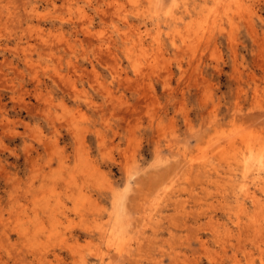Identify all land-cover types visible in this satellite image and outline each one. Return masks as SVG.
<instances>
[{
	"label": "rangeland",
	"instance_id": "obj_1",
	"mask_svg": "<svg viewBox=\"0 0 264 264\" xmlns=\"http://www.w3.org/2000/svg\"><path fill=\"white\" fill-rule=\"evenodd\" d=\"M26 1L0 0V264H264V186L247 179L260 199L253 206L242 171L219 158V146L241 147L246 132L264 138V0H178V15L185 1L192 11L182 34L172 26L171 39L163 24L162 46H147L136 64L99 46L115 24L126 28L117 3ZM128 1L118 3L141 23ZM203 6L222 12L208 21ZM190 18L202 23L197 30L185 28ZM37 31L54 51L42 49ZM116 225L122 236L129 225L122 255L102 236Z\"/></svg>",
	"mask_w": 264,
	"mask_h": 264
},
{
	"label": "bare ground",
	"instance_id": "obj_2",
	"mask_svg": "<svg viewBox=\"0 0 264 264\" xmlns=\"http://www.w3.org/2000/svg\"><path fill=\"white\" fill-rule=\"evenodd\" d=\"M24 1V0H23ZM52 1V5L54 6V7H57V2H58V0H51ZM107 1V0H106ZM109 1V2H108ZM107 2L109 3L108 4V6L109 5H112L113 6V4H115V3H117L116 4V6H114L113 8L115 9V11H116V14H114V16H119V18H121V20H123L124 21V25L126 26V28L124 27V26H122V24H115V32H116V35H112L111 37H112V39L111 40H108V39H105V36H98L99 37V46L101 47H99L100 49H102V47H104V46H108L107 48H108V52L110 53L109 55L110 56H113L112 58H114L115 56L117 57V56H119L120 54H119V50L121 51V53L124 55V57H126L128 60H129V62H132V63H138V61H136V60H138V58L136 59V57L138 56L139 57V53L140 52H144V51H146V50H148L147 48V46H154L155 45V43H157L158 45H159V47L160 46H162V44H163V41H162V37H161V30H162V26H163V24H165L168 28H169V32L167 33L170 37H171V39H172V26H174V32H176V34H182V28H181V24H182V22H186V20H184V18H185V13H192V11H191V9H190V5L188 6V4H187V2H189V0L186 2L185 1V8H184V11H183V15H178L177 14V12H176V10L177 9H179V7H178V3H179V1L178 0H174V2L172 3H169V4H167L170 0H168V1H166V0H146L147 1V3H145L146 5V8H142V7H140V4H141V0H129L131 3H133V5H132V7L134 8V10H132L133 11V13H135V15L142 21L141 23H139V24H136V22L134 23V22H131V20H130V14H128V12H125V10H124V12H123V10L121 9V8H123V5L122 6H120V4L118 3V0H108ZM128 1V2H129ZM173 1V0H172ZM182 1V0H181ZM198 1H200V0H198ZM214 1H216V5H224L225 6V3H226V1H227V3H228V1H230V0H214ZM232 2H233V0H231ZM28 2V4H29V1H26L25 0V3H27ZM124 4H125V2L124 1H122ZM204 2H206V1H204ZM22 3H24V2H22ZM24 3V4H25ZM44 3V2H43ZM80 3V2H79ZM181 3V2H180ZM179 3V4H180ZM192 3V2H191ZM194 3H196V2H194ZM200 3V2H199ZM227 3H226V5H227ZM230 3V2H229ZM228 3V4H229ZM122 4V3H121ZM130 4V3H129ZM183 4V3H182ZM231 4V3H230ZM238 3H236V5H237ZM131 5V4H130ZM143 5V4H142ZM203 5V4H202ZM204 5H205V3H204ZM94 6V5H93ZM125 6H126V4H125ZM196 6V5H195ZM199 6H201V5H199ZM228 6V5H227ZM230 6V5H229ZM231 6H234V5H231ZM239 6H240V4H239ZM22 7V6H21ZM28 7V6H27ZM32 7V6H31ZM79 7V6H78ZM111 7V6H110ZM206 7H208V6H206ZM206 7H204L203 6V8H204V10H203V12H204V16L206 17H210V16H212L211 18H215V15L217 14V11L219 10V8H218V10H216L215 8H217L218 6H216V7H214V9L216 10V11H211V10H209L208 12H206L205 11V9H207ZM213 7V6H212ZM57 8H59V6L57 7ZM74 8V7H73ZM100 8H101V6H100ZM99 8V9H100ZM183 8V7H182ZM191 8H192V6H191ZM197 8H199V7H197ZM211 8V7H210ZM209 8V9H210ZM225 8L226 7H224L223 9L225 10ZM227 8H230V7H227ZM227 8H226V11H227ZM232 8V7H231ZM21 9V8H20ZM23 9V8H22ZM111 9V8H110ZM129 9V8H128ZM234 9H236V7L234 8ZM25 9H23L22 11H23V13L25 12V13H27L26 11H24ZM27 10V9H26ZM36 10V9H35ZM74 10V9H73ZM130 10V9H129ZM181 10V9H180ZM200 11H202V9H199ZM221 10V9H220ZM219 10V11H220ZM223 10V11H224ZM233 10V9H232ZM21 11V12H22ZM30 13H31V11L30 10H28ZM41 11V10H40ZM57 11V10H56ZM99 11H101V12H103L104 13V17H106V15H108V11H106L105 10V8L103 9V8H101ZM111 11H112V9H111ZM111 11H110V17L112 16V14L114 13V12H112V14H111ZM194 11H195V9H194ZM199 11V12H200ZM236 11H238L239 12V10H236ZM20 12V11H19ZM28 12V13H29ZM35 12H37V11H35ZM221 12H222V10H221ZM225 12V11H224ZM228 12V11H227ZM10 13H11V11H10ZM27 13V14H28ZM33 13V12H32ZM38 13V12H37ZM36 13V14H37ZM47 13H48V10H47ZM102 13V14H103ZM205 13H207V14H205ZM231 13H234V11L233 12H231ZM12 14V13H11ZM182 14V13H181ZM198 15H199V13H197ZM219 14V13H218ZM21 15V14H20ZM40 15V14H39ZM220 15V14H219ZM226 15V14H225ZM228 15V14H227ZM226 15V16H227ZM238 15H240V14H238ZM18 17H19V14L17 15ZM22 16H24V18H25V14L24 15H22ZM34 16V15H33ZM55 16V15H54ZM82 16V15H81ZM114 16H112V17H114ZM192 16V15H191ZM201 16V15H200ZM203 16V17H204ZM218 16V15H217ZM12 17L14 18V15H12ZM17 17V18H18ZM56 17V16H55ZM198 17V16H197ZM207 17H206V19H207ZM34 18H36V17H34ZM39 18H40V16H39ZM80 18V17H79ZM82 18V17H81ZM210 18V19H211ZM217 18V17H216ZM9 19H11V18H9ZM19 19V18H18ZM21 19V18H20ZM23 19V18H22ZM37 19V18H36ZM83 19V18H82ZM81 19V20H82ZM104 19H106V18H104ZM191 20H193L192 18H190ZM202 19L203 18H201V20H199V18H198V20L199 21H202ZM206 19H204V22H205V20ZM12 20V19H11ZM10 20V21H11ZM14 20V19H13ZM12 20V21H13ZM15 20H17L16 18H15ZM15 20H14V22H15ZM64 20V19H63ZM190 20V21H191ZM197 20V19H196ZM195 19L192 21V22H190V23H185V28H187V29H189V30H191V29H195V30H197V24L199 23L198 21H196ZM208 20V19H207ZM206 20V21H207ZM19 20H17L16 22H18ZM21 21V20H20ZM19 21V22H20ZM33 21V20H32ZM84 21V20H83ZM108 21V20H107ZM152 22V24H154V25H156L158 28H159V31H157V33H156V35H152V34H154V33H151L150 32V30L147 28V29H143L144 27H142V24H147V22ZM208 21H210V20H208ZM212 21V23L213 22H215V20H211ZM34 22V21H33ZM198 22V23H197ZM203 22V25L205 24ZM27 23V22H26ZM30 23H32V22H30ZM35 23V22H34ZM122 23V22H121ZM19 24V23H18ZM20 24H21V22H20ZM82 24V23H81ZM199 24H202V23H199ZM209 24V23H208ZM215 24V23H214ZM214 24H213V27H214ZM27 25H28V23H27ZM30 26L32 25V24H29ZM28 25V26H29ZM40 26H41V24H39ZM187 25V26H186ZM202 25V26H203ZM210 25H212V24H210ZM17 26H20V25H17ZM27 26V27H28ZM36 26H37V23H36ZM39 26V27H40ZM81 26V25H80ZM82 26H83V24H82ZM21 27H22V24H21ZM24 27H26V26H24ZM107 27V26H106ZM154 27V26H153ZM201 27V26H200ZM204 27V26H203ZM208 27L211 29V26H209L208 25ZM207 27V29H206V27L204 28V30L205 31H207V33H209L210 34V30H209V28ZM19 28V27H18ZM23 28V27H22ZM33 29H34V27H32ZM37 28H38V26H37ZM37 28H36V30H37ZM41 28H42V26H41ZM215 28V27H214ZM213 28V29H214ZM28 29H29V27H28ZM27 29V30H28ZM40 29V28H39ZM186 29V30H187ZM219 29H220V27H219ZM255 29V28H254ZM44 30V29H43ZM87 30V29H86ZM89 30V29H88ZM195 30H194V32H195ZM203 30V31H204ZM209 30V31H208ZM22 31V30H21ZM40 31V30H39ZM39 31H37V32H39ZM45 31V30H44ZM166 31H168V30H166ZM51 32H53V31H51ZM85 32V31H84ZM89 32L91 33L92 32V29H91V31H88V35L89 36H92L91 34H89ZM101 32V31H100ZM103 32H104V29H103ZM193 32V31H192ZM97 33V32H96ZM166 33V32H165ZM191 33V32H190ZM196 33V32H195ZM194 33V34H195ZM212 33V32H211ZM21 34H23V32L21 33ZM20 34V35H21ZM86 34V33H85ZM95 34V33H94ZM102 34V33H101ZM187 34V33H186ZM192 34V33H191ZM197 34H198V32H197ZM36 35H39L40 37H41V40H42V42L44 43V47L42 48V49H46V48H48V49H50L51 51H54V48L49 44V40L46 38H44V35H42V33H41V35H40V32L39 33H37ZM97 35V34H96ZM193 35V34H192ZM196 35V34H195ZM194 35V36H195ZM12 36V35H11ZM47 36H50V35H47ZM185 36V35H184ZM197 36V35H196ZM209 36V35H208ZM110 37V38H111ZM151 38V40H149L148 41V38ZM21 38V37H20ZM51 38V37H50ZM62 38H64V36L62 37ZM187 38V37H186ZM188 39V38H187ZM63 40V39H62ZM88 40V43H91V44H93L94 43V41L91 39V38H89V39H87ZM185 40V39H184ZM21 41V40H20ZM38 41V40H37ZM59 41V40H58ZM192 41H194L195 42V39H193ZM192 41H190L191 42V45H194V42H192ZM40 42V41H39ZM51 42H53V43H55V41H53V39H52V41ZM62 42H64V41H62ZM118 42H119V44H118ZM57 43V45L60 43V41H59V43L58 42H56ZM65 43V42H64ZM172 43L173 44H176V41H175V39L172 41ZM186 43V42H185ZM193 43V44H192ZM31 44V43H30ZM33 44V43H32ZM31 44V45H32ZM18 45V44H17ZM31 45H29L30 46V49H31V47H33L34 45H36V44H34L33 46H31ZM69 45V47H70V49H73L74 48V46L73 45H71V44H68ZM67 45V46H68ZM113 45H115V48H116V50H114L113 48H112V46ZM175 46V45H174ZM18 47V46H17ZM17 47H15V50H17L18 51V49H16ZM20 47V46H19ZM56 47V46H55ZM191 47V46H190ZM22 48V47H21ZM193 48H194V46H192V51H193ZM30 49H28V50H30ZM20 50V49H19ZM23 50H25V48H23ZM153 50V47H152V49H151V51ZM160 50V49H159ZM47 51V50H46ZM75 51V50H74ZM24 52H26V50L24 51ZM50 52V51H49ZM150 52V51H149ZM153 52H154V50H153ZM19 53V52H18ZM99 53V52H98ZM147 53H148V51H147ZM152 53V52H151ZM159 53V52H158ZM157 53V54H158ZM194 53V52H193ZM155 54V53H154ZM192 54V53H191ZM57 55V54H56ZM145 55V54H144ZM148 55V54H147ZM52 56V55H51ZM56 57V56H55ZM115 57V58H116ZM151 57V56H150ZM27 58V57H26ZM156 58V57H155ZM141 60V59H140ZM156 60V59H155ZM142 61V60H141ZM26 62H27V60H26ZM68 62H70V61H68ZM143 62V61H142ZM29 63V62H28ZM157 63V62H156ZM69 64H71V63H69ZM74 65H76V63L74 64ZM74 65H70V66H74ZM131 65V64H130ZM138 65V64H137ZM120 66V65H119ZM142 66H143V64H142ZM76 67V66H75ZM74 67V68H75ZM152 67H153V65H152ZM157 67V66H156ZM76 69H77V67H76ZM119 69V68H118ZM121 69V68H120ZM34 70H36L35 68H34ZM121 71V70H120ZM36 72V71H35ZM58 72H60V71H58ZM39 73V72H38ZM114 73V72H113ZM139 73V72H138ZM60 74V73H59ZM63 74V73H62ZM56 75V74H55ZM118 75V74H117ZM117 77H120V76H117ZM58 78V77H57ZM69 78V77H68ZM35 79H39V78H35ZM40 79H41V77H40ZM39 79V80H40ZM70 79V78H69ZM36 80V81H37ZM61 81V80H60ZM70 81H72L71 79H70ZM129 81V80H128ZM76 83V82H75ZM75 88H76V86H75ZM71 90V89H70ZM146 93V92H145ZM107 94V93H106ZM146 95V94H145ZM142 97V96H141ZM254 130H256V129H254ZM244 131H247V129H245ZM261 135H262V133H258V134H255L254 133V131L252 132V131H250V132H246L244 135H242L241 137H240V139H241V143H242V145H241V147L240 146H238V145H231L230 146V149H226V148H224V147H221V146H219V148H221V150L222 151H219L220 153V155L222 156V157H219V158H222V160L224 161H222L224 164H225V162L227 163L226 164V166L228 165L232 170L234 169V171L236 170V169H240L241 171H242V175H243V178H244V180L241 182V185H242V188H241V192L243 193V196H245V197H247V198H251V200L255 203V204H252L253 206H255L256 204H258V203H260V199L256 196V194H255V191H253V190H251V188H250V181H248L247 179H249L250 177H252L253 179V182H255V184H263V186H264V178H263V175H262V173H264V138L263 137H261ZM261 138H263V139H261ZM236 140V138L235 139H233L231 142H233V141H235ZM133 149V148H132ZM218 149V148H217ZM219 150V149H218ZM133 151V150H132ZM133 154V153H132ZM217 155H218V153H217ZM217 157V156H216ZM133 158V157H132ZM207 160V159H206ZM213 159L211 158V160L210 161H212ZM219 160V159H218ZM132 162V161H131ZM213 162V161H212ZM211 162V164L210 165H212L213 163ZM218 162V161H217ZM220 162H221V159H220ZM207 163V162H206ZM222 164V163H221ZM208 165H209V163H208ZM209 165V166H210ZM214 165H215V163H214ZM204 166H205V164H204ZM208 167V166H207ZM228 167V168H229ZM129 168V167H128ZM230 169V170H231ZM134 173H136V172H134ZM202 176V175H201ZM234 176H235V174H234ZM237 176V175H236ZM242 178V177H241ZM255 180V181H254ZM234 182V181H233ZM239 182V181H238ZM131 183V182H130ZM174 181H172V185H170L169 187H166V189H165V191L166 192H168L169 191V189L171 188V186H172V188H173V186H174ZM128 185H129V183H128ZM132 185V184H131ZM238 185V184H237ZM259 186V185H258ZM175 187V186H174ZM235 187V186H234ZM262 187V186H261ZM132 188V187H131ZM239 188V187H238ZM264 189V188H263ZM132 190V189H131ZM237 190H240V189H237ZM164 191V192H165ZM235 191V190H234ZM175 193L177 194V192H174V195H175ZM167 195V194H166ZM172 195H173V193H172ZM80 196V195H79ZM175 198L177 197V196H174ZM173 198V197H172ZM247 198H241V196H239V194L237 195V197L235 198V200H234V202L236 203V206H237V208H238V210H239V212L240 213H246L247 212V206H246V200H247ZM172 200H174V198L172 199ZM84 201V200H83ZM179 202H180V199L178 198L177 200H176V203H178L179 204ZM83 203V202H82ZM82 203H81V205H82ZM123 203V202H122ZM79 206V208L80 207H83V205L82 206ZM261 207V206H260ZM262 207L264 208V206L262 205ZM121 208V207H120ZM259 208V207H258ZM257 208V209H258ZM68 209V208H67ZM160 209V208H159ZM162 209V208H161ZM249 209V208H248ZM254 209V208H253ZM252 209V210H253ZM111 210V209H110ZM252 210H250V211H252ZM255 210H256V208H255ZM258 210H261V209H258ZM113 211V210H112ZM250 211H248V212H250ZM263 211V210H262ZM119 212V211H118ZM120 212H121V210H120ZM253 212H255V211H253ZM259 211H257V212H255L256 213V215L253 213L252 214V216H257L259 213H258ZM258 213V214H257ZM260 213H261V211H260ZM119 214H121V213H119ZM250 214V213H249ZM262 214V213H261ZM248 215V214H247ZM251 216V215H250ZM250 216H248L249 218H250ZM16 217H18V216H16ZM118 217H123L122 216V214L121 215H118ZM157 217V216H156ZM258 217H259V215H258ZM19 218V217H18ZM125 218V217H124ZM254 219H255V217H253ZM106 219V218H105ZM123 219V218H122ZM10 220V219H9ZM118 220L119 221H121L119 218H118ZM2 221V220H1ZM8 221V220H7ZM17 221V220H16ZM255 221V220H254ZM24 222V221H23ZM123 222V221H122ZM256 222V221H255ZM17 223V222H16ZM19 223V222H18ZM213 223V222H212ZM251 223H253V222H251ZM256 223H259V222H256ZM255 223V224H256ZM24 224V223H23ZM215 224V223H214ZM254 224V223H253ZM118 225V224H117ZM116 225V227L115 228H113L112 230H110V229H108L106 232H103L102 233V236L103 237H107L108 239V242H106V243H108V244H110V246H109V248L111 247L112 249H113V247H115V249H116V251L119 253V254H121L122 255V253H123V251H126V250H128L127 248H126V250L124 249V247H122V245H123V243L125 242V244H124V246L126 245V247H129V246H127L128 244H129V242L127 241L128 239H127V237H128V235H126V233H127V231L126 230H128L127 228L129 227V225H128V227L126 228V230L124 231L123 230V236H122V234L120 235V233L119 232H117V230H119V229H117V226ZM122 225V224H121ZM246 225V224H245ZM257 225V224H256ZM25 226V225H24ZM213 226V225H212ZM212 226H211V228H212ZM214 227V226H213ZM245 227H247V226H245ZM257 228H259L260 227V225L258 226H256ZM122 228V227H121ZM215 228H216V226H215ZM218 228V227H217ZM256 228V229H257ZM261 228V227H260ZM28 229V228H27ZM213 229V228H212ZM213 230H215V229H213ZM260 230V229H259ZM135 231V230H134ZM125 232V233H124ZM132 233V232H131ZM213 233H215V232H213ZM216 233H217V231H216ZM218 233H220V232H218ZM51 234V233H50ZM129 234H130V232H129ZM135 234H136V232H135ZM258 234V233H257ZM256 234V235H257ZM260 234V233H259ZM258 234V236L260 237L261 236V234L259 235ZM49 235V234H48ZM131 235V234H130ZM215 235V234H214ZM217 235V234H216ZM52 236V235H51ZM133 235H131V237H132ZM136 236V235H135ZM135 236H134V238H135ZM57 237V236H56ZM63 237H65V236H63ZM130 237V236H129ZM128 237V238H129ZM223 237H224V235H223ZM256 237V236H255ZM220 238V237H219ZM264 238V237H263ZM52 239H53V237H52ZM65 239V238H64ZM63 239V240H64ZM130 239H132V238H130ZM129 239V240H130ZM224 239V238H223ZM256 239H257V237H256ZM256 239H254L255 240V243L256 242H258ZM260 239V238H259ZM262 239V238H261ZM62 240V241H63ZM133 240V239H132ZM131 240V241H132ZM219 241H221L220 239H218ZM39 241V240H38ZM54 241H56L55 239L53 240V242ZM61 241V242H62ZM134 241V240H133ZM223 241H225V240H223ZM260 241V240H259ZM264 241V240H263ZM126 242H127V244H126ZM202 242H205V241H201V244H202ZM262 242V241H261ZM49 243H50V241L48 242V243H45L46 245L48 244L49 245ZM59 243V242H58ZM62 243H64V241L62 242ZM132 242H130V244H131ZM220 243H222V241L220 242ZM45 244H44V246H45ZM139 244H140V241H138V247L140 248V246H142V245H140L139 246ZM204 244V243H203ZM258 244V243H257ZM59 245H60V243H59ZM113 247H112V246ZM207 245V244H206ZM259 246H260V244H258ZM38 246V245H37ZM43 246V243H42V247H44ZM106 246V245H105ZM131 246V245H130ZM203 246V245H202ZM41 246H39V248H40ZM41 247V248H42ZM47 248H48V246H46ZM34 248V247H33ZM45 248V247H44ZM108 248V247H107ZM106 248V249H107ZM108 248V249H109ZM134 248V247H133ZM133 248H132V252H133ZM205 248L207 249V247L205 246ZM30 249V248H29ZM43 249V248H42ZM46 249V248H45ZM114 249V250H115ZM130 249V248H129ZM114 250H113V252H114ZM208 250V253H210L209 252V249H207ZM38 251H39V249H38ZM41 251V250H40ZM44 251V250H43ZM51 251V250H50ZM57 251V250H56ZM34 252H37V251H34ZM42 252V251H41ZM104 252V251H103ZM109 252V251H108ZM112 252V253H113ZM128 251H126L125 253H127ZM135 252V251H134ZM104 253H107V252H104ZM111 253V252H110ZM206 253H207V251H206ZM43 254V253H42ZM58 254V253H57ZM77 254V253H76ZM115 254H116V252H115ZM35 255V254H34ZM46 255V254H45ZM59 255V254H58ZM112 255V254H111ZM118 255V254H117ZM125 255V254H124ZM212 255V254H211ZM37 256V255H36ZM38 256H39V252H38ZM41 256H43V255H41ZM56 256V255H55ZM126 256H127V254H126ZM132 256V255H131ZM213 256V255H212ZM216 256V255H215ZM214 256V257H215ZM49 257V256H48ZM110 257V256H109ZM124 257V256H123ZM122 257V258H123ZM128 257V256H127ZM42 258V257H41ZM41 258H40V260H41ZM103 258V260L105 261V258H104V256L102 257ZM118 257H116V259H117ZM121 258V257H120ZM120 258H119V261H120ZM122 258H121V260H122ZM130 258V257H129ZM39 259V258H38ZM109 259L110 258H108V261H109ZM111 259H114V256H113V258H111ZM216 259H217V256H216ZM43 260V259H42ZM107 261V260H106ZM119 261H117V262H119ZM211 261V260H210ZM220 261V260H219ZM115 262H116V260L114 261V260H111V261H109L107 264H115ZM122 262H124V261H122ZM213 262V261H212ZM253 262V261H252ZM37 263V262H36ZM35 263V264H36ZM38 263H39V261H38ZM42 263V262H41ZM102 263V262H101ZM190 263V262H189ZM48 264V263H47ZM91 264H92V262H91ZM104 264V263H103ZM188 264V263H187ZM212 264H214V263H212ZM253 264V263H252Z\"/></svg>",
	"mask_w": 264,
	"mask_h": 264
}]
</instances>
